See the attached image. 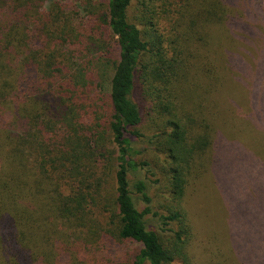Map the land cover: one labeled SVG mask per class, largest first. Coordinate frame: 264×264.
I'll return each mask as SVG.
<instances>
[{"label": "trees", "instance_id": "16d2710c", "mask_svg": "<svg viewBox=\"0 0 264 264\" xmlns=\"http://www.w3.org/2000/svg\"><path fill=\"white\" fill-rule=\"evenodd\" d=\"M263 69L264 0H0V264H89L106 235L138 247L129 264H192L184 202L224 161L219 96ZM247 100L232 115L264 140V98ZM240 210L236 263L264 264V214Z\"/></svg>", "mask_w": 264, "mask_h": 264}, {"label": "rangeland", "instance_id": "374dc122", "mask_svg": "<svg viewBox=\"0 0 264 264\" xmlns=\"http://www.w3.org/2000/svg\"><path fill=\"white\" fill-rule=\"evenodd\" d=\"M230 48L234 51L235 57L244 65L249 47L231 40ZM217 56L219 59L220 55ZM247 64H250V61H247ZM252 73L255 71H249L245 78L231 79V83L227 86L235 93L239 90H245L236 98L233 97V101L228 99L227 90H223L222 95L219 96L221 104L215 117L217 118V136L220 142H217L218 146L214 148H216L215 157H218L221 152L224 161L214 168L213 166L217 164L212 160V166L208 164L207 171H209L202 175L204 177H201L196 185H192L188 189L184 207L190 214L189 217L195 226L194 232L197 238L191 250V255H194L192 264H208L211 260L214 264H234L242 261V252L237 249V238L230 236L228 227L223 222H226L227 218H232L229 213L230 210L238 211L240 208L242 214L234 213V218L237 217L236 219L240 222L243 220L247 222L252 211L264 214L262 211V208L264 209V191H262L264 187L262 184L264 181L262 173V168H264V140L255 131H251L249 135L244 132L245 127L251 125L241 113L235 117L232 115L235 111L240 112L238 107H241V104L239 103L241 100L244 102L246 97H249V100L250 97L264 98V92H258L251 88V82L259 81V83L264 84V69L261 70L255 81L251 79ZM244 95L247 96L240 99ZM249 100L246 103L250 111L247 112L248 114L253 112ZM262 113H264V106H262ZM233 148L241 150V152L234 151L240 152L236 154V156L241 157L240 161H228ZM251 161H253L254 167L250 166L249 178H246L243 164L249 163L250 165ZM259 166L262 167L259 168ZM155 179L153 178L151 181L154 182ZM162 183L160 178L158 188L153 190L155 191L153 198L156 207L161 206L155 198L158 195L159 202L162 205H167V195L163 193L165 189H161L164 186ZM220 188L227 190L224 191ZM236 191H240L241 194L234 202V197L237 196ZM262 244L264 245V239ZM137 248L134 244H123L111 235H106L91 246L92 252H95L96 255L95 258L88 260V263L129 264ZM218 253L221 254L214 259L213 255ZM258 254L264 255V251L258 252ZM253 259L252 256L249 261L252 262Z\"/></svg>", "mask_w": 264, "mask_h": 264}]
</instances>
